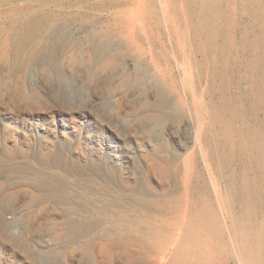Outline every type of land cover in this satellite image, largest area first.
<instances>
[{
  "label": "rangeland",
  "instance_id": "1",
  "mask_svg": "<svg viewBox=\"0 0 264 264\" xmlns=\"http://www.w3.org/2000/svg\"><path fill=\"white\" fill-rule=\"evenodd\" d=\"M91 1L101 4L103 0ZM4 7L0 5L1 10ZM104 7L93 11L83 6L76 13L71 8L60 21H69L64 31L51 34L43 55L33 60L27 55L42 37L15 58V48L11 44L3 48L0 34V264H128L124 238L131 221L136 219L134 226L142 219V227L151 215L157 221L159 208L151 203L181 192L182 163L193 153L199 155L202 140L196 131L203 127L187 102L191 96L185 86L191 70L198 73L187 16L171 6L166 12L159 8V20L151 19L150 27H139L133 34L124 30V34L120 29L109 32L106 25L112 11ZM223 29L224 35L232 34L228 26ZM96 30L99 34H94ZM201 41L196 39L194 45ZM3 52L9 57H1ZM217 88L211 96L216 100ZM246 110L238 123L258 126L264 116ZM217 128L218 138L224 139ZM200 156L193 160L189 177L200 174L203 185L209 176ZM133 190L140 193L129 192ZM122 193L133 194L134 202ZM137 197L147 201L144 204ZM132 198L144 205L145 212ZM112 200L137 213L122 210L124 206L119 211ZM109 207L115 215L108 213ZM118 215L131 221L127 224ZM162 257L159 254L155 263L162 264Z\"/></svg>",
  "mask_w": 264,
  "mask_h": 264
},
{
  "label": "bare ground",
  "instance_id": "2",
  "mask_svg": "<svg viewBox=\"0 0 264 264\" xmlns=\"http://www.w3.org/2000/svg\"><path fill=\"white\" fill-rule=\"evenodd\" d=\"M89 1L0 0V5L5 6L2 10L0 9V34L2 35L3 48L9 44L13 45L15 48L13 56L17 58L21 55V49L33 45L39 36L42 37L41 42L27 55V58L33 60L42 56V48L47 46L46 43L50 36L52 37L62 29L63 25L66 26L65 24L69 23V21H64L65 23L62 24L60 21L62 18L64 19L65 14L71 8H73L72 11H77L83 6H87L88 10L89 8L107 6L104 8L108 9L109 7L112 11L111 15L107 13L111 16L109 19L107 14L108 17L105 16L106 20H109L108 23L105 21L109 32L120 29L123 30V33L124 30L132 33L139 27H150L151 19L159 20V8L166 12L171 6L174 11L187 16V22H184L193 38L191 53L192 55L195 53L192 58L194 57L193 63L198 68L197 75H194L192 70L187 75L185 86L189 89L191 96L190 101L187 100V102L198 120V125L203 127L196 131L198 140H202L201 150H198V153L203 159L209 180L206 181V184L203 182L201 185L203 177L200 174H194L192 178L189 177V174L194 172L193 160H198L199 155L193 153L184 159L182 163L185 175L182 178L183 190L181 192L178 190L179 193L174 195L172 192L171 196L159 199L160 201L156 200L158 202H150L151 206L159 208L163 213H160L162 216L158 218L160 210L156 209L158 222L153 221L156 215L154 212V219L149 213L151 219L148 217V220L144 221L143 227L142 224L139 225L141 218L138 225L134 226L132 224L136 219L134 222L129 219L132 224L130 227L126 225L129 228H126L128 230L127 238H124L129 253L128 264H156L159 254H163L162 264H264V118H260L259 125H254L255 127L250 124H248L249 127H244L243 123H238L242 119L245 108L252 113L258 112L259 115L264 116V0H101V4H91ZM225 4H227L226 8ZM76 11L74 12L76 13ZM93 11L95 10L93 9ZM84 16L86 17V15ZM246 18L250 22L248 20L245 22ZM78 19L76 18V20ZM86 21L92 22L89 19ZM74 24H78V22ZM167 25L169 26L168 23ZM171 26L173 27V24ZM224 26L225 28L228 26L232 31L231 35L223 34ZM97 30L93 31L94 34L98 33L99 30ZM103 32L105 34L108 31L103 30ZM150 32L152 33L151 29ZM110 35L109 37L112 38L113 34ZM198 38L203 41L195 46V40ZM113 39L111 40L114 41ZM133 42L131 43L133 44ZM150 46L153 45L149 44V48ZM153 48L155 49V47ZM48 51H50L49 48ZM198 54L202 56L201 59L197 58ZM1 57L9 56L3 52ZM182 64L184 65V63ZM185 66L183 68H186ZM202 72L203 75H201ZM224 74L225 76H223ZM213 88H217L219 96L217 100L211 97L214 92ZM236 88L237 94H233ZM230 117L233 121L230 120ZM217 126L222 129L225 135L224 139L218 138ZM221 140H224L223 143L220 142ZM175 181L177 180L175 179ZM134 190L129 192L133 193ZM131 195L134 197L133 194ZM131 195L123 194V198L128 196V199L131 200ZM135 198L132 199L136 200V203L138 200ZM116 199L120 200L118 197ZM141 199L140 202H142ZM112 201L110 202L112 203ZM145 201L147 200L143 199L142 203ZM110 202L108 203L110 204ZM117 202L113 201V204L117 206ZM142 203L140 204L143 205ZM119 204L118 210L120 211L124 205L120 207ZM136 204L139 209V202ZM148 204L146 208H149ZM102 206L104 205L99 207L100 210ZM112 206L111 204V208ZM126 207L124 206L122 210H131L130 206ZM107 208L106 210H108ZM140 208V212H145L144 205ZM112 209L109 207L108 213ZM132 210L136 211V209ZM132 210L130 214L132 212L134 215L135 211ZM96 212L100 213L99 210ZM104 212L107 213V211ZM112 212H115V209ZM124 214L126 213L124 212ZM140 214L144 216L143 213ZM119 215L118 217H122L123 222L126 221L127 224L130 222L125 217L123 218L124 215ZM98 216H101V213ZM102 225L104 224L102 223ZM126 226L121 227L123 231ZM174 233L176 234L174 235ZM177 235H180V240L176 239Z\"/></svg>",
  "mask_w": 264,
  "mask_h": 264
}]
</instances>
